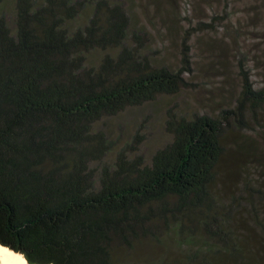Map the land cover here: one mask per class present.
Returning <instances> with one entry per match:
<instances>
[{"label":"trees","instance_id":"trees-1","mask_svg":"<svg viewBox=\"0 0 264 264\" xmlns=\"http://www.w3.org/2000/svg\"><path fill=\"white\" fill-rule=\"evenodd\" d=\"M89 1L78 27L87 0H15L14 29L0 16V245L28 264H264V84L244 72L217 116L168 111L150 162L137 146L105 164L96 123L190 89L191 69L188 53L155 66L121 2ZM151 242L172 252L145 257Z\"/></svg>","mask_w":264,"mask_h":264},{"label":"rangeland","instance_id":"rangeland-1","mask_svg":"<svg viewBox=\"0 0 264 264\" xmlns=\"http://www.w3.org/2000/svg\"><path fill=\"white\" fill-rule=\"evenodd\" d=\"M87 1V8L71 27L88 21L92 5ZM117 1L129 15V33L146 35L144 52L155 66L176 71L182 66L183 54L188 53L191 71L186 77L192 86L178 95L158 97L96 123L94 129L104 132L110 143L105 164H112L119 152L137 146L136 153L150 162L156 151L171 142L165 126L168 111L188 119L217 116L234 105L244 72L255 87L264 84V0ZM0 16L14 29L15 0L0 4ZM185 41L187 45H183ZM102 55L92 52L89 61L97 63ZM240 181V176L224 181L223 191H236ZM166 249L172 252L151 242L145 244L143 252L145 257L156 259Z\"/></svg>","mask_w":264,"mask_h":264},{"label":"clouds","instance_id":"clouds-1","mask_svg":"<svg viewBox=\"0 0 264 264\" xmlns=\"http://www.w3.org/2000/svg\"><path fill=\"white\" fill-rule=\"evenodd\" d=\"M4 253H7L9 256L13 257V259L9 261L0 259V264H28V261L23 253H13L10 249L6 248L3 245H0V255Z\"/></svg>","mask_w":264,"mask_h":264},{"label":"bare ground","instance_id":"bare-ground-1","mask_svg":"<svg viewBox=\"0 0 264 264\" xmlns=\"http://www.w3.org/2000/svg\"><path fill=\"white\" fill-rule=\"evenodd\" d=\"M11 252H13V251H11ZM13 253H15V252H13ZM0 259H2L4 261H9V260L13 259V257L9 256L7 253H4V254L0 255Z\"/></svg>","mask_w":264,"mask_h":264}]
</instances>
